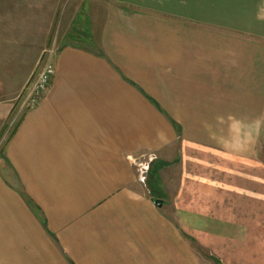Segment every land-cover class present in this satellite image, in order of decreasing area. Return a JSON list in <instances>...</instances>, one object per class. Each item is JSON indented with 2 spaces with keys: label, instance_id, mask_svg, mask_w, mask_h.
I'll return each instance as SVG.
<instances>
[{
  "label": "crops",
  "instance_id": "1",
  "mask_svg": "<svg viewBox=\"0 0 264 264\" xmlns=\"http://www.w3.org/2000/svg\"><path fill=\"white\" fill-rule=\"evenodd\" d=\"M68 3L36 106L0 60V264H264V0Z\"/></svg>",
  "mask_w": 264,
  "mask_h": 264
},
{
  "label": "rangeland",
  "instance_id": "2",
  "mask_svg": "<svg viewBox=\"0 0 264 264\" xmlns=\"http://www.w3.org/2000/svg\"><path fill=\"white\" fill-rule=\"evenodd\" d=\"M43 1L42 3L40 0H0V60L10 55L13 66H15L16 61H19V66H15L19 67V73L13 78L17 79L21 77L28 69L31 57H28L30 56V52L27 53L25 49L30 48L31 44H40L41 40H44V37L45 43L48 42L42 53L39 66L46 59L49 52L54 50L52 40L58 31V23L61 21L64 6H66V9L71 6L68 0ZM41 5H43V9H41ZM80 8H82V5ZM8 23L12 24L13 29L4 33V29L9 27L7 26ZM74 25L71 29H78V26ZM12 126L13 122L10 120L3 129L0 145L4 142L5 135L9 133ZM262 142V152L260 155L264 159V139ZM146 160L148 161L147 158ZM150 164L151 162H148L144 179L150 168ZM208 261L205 260V264L214 263L211 260Z\"/></svg>",
  "mask_w": 264,
  "mask_h": 264
},
{
  "label": "built area",
  "instance_id": "3",
  "mask_svg": "<svg viewBox=\"0 0 264 264\" xmlns=\"http://www.w3.org/2000/svg\"><path fill=\"white\" fill-rule=\"evenodd\" d=\"M52 56L53 51H50L46 59L42 62L38 72L31 78L30 81L27 82L23 94H20L17 97V101L19 102V112H23L36 106L43 93L47 90L55 71ZM146 158L148 159V161L146 160ZM132 162L136 167L138 176L141 179H144V174L148 168V155L144 154L139 157H133Z\"/></svg>",
  "mask_w": 264,
  "mask_h": 264
},
{
  "label": "trees",
  "instance_id": "4",
  "mask_svg": "<svg viewBox=\"0 0 264 264\" xmlns=\"http://www.w3.org/2000/svg\"><path fill=\"white\" fill-rule=\"evenodd\" d=\"M74 24L78 26V20H77V19H75V23H73V25H74ZM75 25H74V26H75Z\"/></svg>",
  "mask_w": 264,
  "mask_h": 264
}]
</instances>
